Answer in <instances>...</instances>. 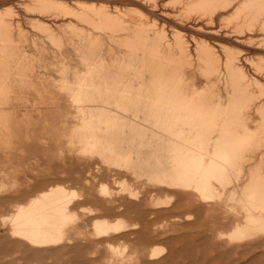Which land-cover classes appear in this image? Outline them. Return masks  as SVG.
I'll return each instance as SVG.
<instances>
[{
  "label": "rangeland",
  "instance_id": "rangeland-1",
  "mask_svg": "<svg viewBox=\"0 0 264 264\" xmlns=\"http://www.w3.org/2000/svg\"><path fill=\"white\" fill-rule=\"evenodd\" d=\"M35 1L0 0V15L2 14L0 16V120L8 119L9 134L11 135L4 137L0 134V174H2L0 175V219L1 216L13 212L20 205L26 204L33 196L45 190L52 181L54 184H63L69 191L76 192V196L72 201L75 218L67 223L66 228L67 230L74 227L78 228L81 235L76 238L78 243H75L74 246L64 243L62 246L67 247L66 250L63 247V249L57 248L46 252L27 251L23 255L21 249L7 240L0 230V247L2 248H0V264H64V262L65 264H73L72 262L75 260L74 264H236L237 262V264H263L264 228H257L256 224L249 223L250 235L241 239H233L230 232L236 224L247 225L249 218H258L256 212L264 211V207H260L264 206V204L261 205V202L258 205L257 202L252 204L255 199L251 195L249 186L250 184L255 188L258 187L256 191L261 187L264 188V65H261L264 64V53H261L264 52V49H262L264 48V29H262L264 27V0H227L228 3L224 0L223 2L227 5L230 3L229 8L224 11H219V5H216L215 2V4H212L201 0H159V5L158 0L155 2H152L154 0H147L144 5L148 9L149 4H156V15H149L150 17H145V11L138 5L119 1L114 3L118 5L117 9L128 11L124 18L114 19L115 25L111 23L112 26L109 25L111 28L107 25L112 21L106 20L104 17L101 18V20H104L101 24L99 23L101 21L100 17H93L95 14L55 16V14L62 13L61 9L57 10L55 7L53 9V7L50 8V6L45 5L47 9L45 12L44 6H41L42 1ZM56 1H66L70 3L69 5L73 9L76 7L71 4L74 3V0ZM164 1L168 4L167 8L162 5H167ZM185 3L187 4L184 5ZM33 5L39 7L37 10H43L45 13L42 14L43 18L37 14H31ZM204 5L208 6L209 12ZM171 6L173 7L171 8ZM212 6L215 9L217 8L218 11L214 10ZM8 8L10 9L9 13H5L6 10H9ZM183 8L186 10L184 11ZM109 9L111 12H114V9L116 10L114 6ZM210 9L214 14L213 16ZM2 10L3 13H1ZM189 10L194 11L190 12ZM133 11L137 14H134ZM163 13H166L168 17L164 16ZM199 13L202 14V17ZM139 14L141 16L143 14V16L140 17ZM169 14L171 16L174 14V16L171 17ZM185 14L186 16H183ZM196 14L199 15V18ZM26 15L28 18L42 19L46 24L37 23L35 20H27L25 19ZM207 16H210L211 19ZM51 17L55 18L52 19ZM95 18H98V21H95ZM155 18L157 21H155ZM207 19H210V21ZM150 22L153 24L151 25ZM173 22L174 25L182 27L183 30L186 29L183 31L185 32L184 35H182L184 45L187 46V50L184 52L172 46L168 48L163 41L156 40L155 33L151 32L154 28L158 31L162 27L167 36L166 40L171 42L172 35L168 28H170L169 25H173ZM207 22H210L208 26ZM198 26H200V29H198ZM201 29L204 31H201ZM211 29L215 32H211ZM191 30L193 31L191 32ZM230 32L235 35L232 33L229 35ZM188 33L190 37H188ZM243 33H245V36ZM204 34L206 37H204ZM195 38L204 43L205 48L208 49L207 51L210 50L209 52H211L213 58H211V61L207 56L205 57V52L195 50L193 40ZM248 43L251 45H248ZM238 44H243V47ZM262 45L263 47H261ZM224 48L226 49L224 50ZM241 48L244 50H241ZM238 50L240 52H237ZM244 56L247 57L244 58ZM230 57H234L233 60L232 58L230 60ZM260 57L261 59H259ZM213 60L215 63H211ZM227 60L228 62H226ZM231 61L238 64L237 72L231 69L232 67L229 64ZM250 61L253 65L249 63ZM259 66L261 67L258 69ZM240 67L242 71L239 69ZM91 68L92 70L96 69L93 70L92 75L95 83L103 85L101 78L108 77L106 78L108 80L106 86L109 90L105 91L106 89L103 90L100 86V93L102 94H97V91H94L92 97H94L95 102L72 101L70 95L71 91L76 89L77 78ZM251 69L256 73L254 74ZM164 76H170L172 82L178 85V96H175L177 102L185 103L190 100H198L197 102L202 104V107L197 110L204 113L207 120L211 116H215L219 121L221 120L220 122L217 121L216 125L210 124L201 127L204 133L203 144L200 148L203 149L204 154L211 155L215 144L223 147L229 145L224 139L225 129L233 131L237 135H246V138L230 143L233 151L231 156H227L228 162H223L224 168L216 171H206L205 175H208L213 191L211 194L200 192L193 183L188 186L177 185L176 188L170 189L164 186L165 189L159 187L162 183L154 181L152 177L163 168L170 165L174 167L175 163L169 162V158L174 159L176 156L167 151L171 148L169 142H184L187 140L184 137L192 130L190 125L185 122L169 126L162 125L153 109H150V105L156 101V92L153 88L156 86L157 80L162 79ZM86 79L88 81V78ZM193 89H199L198 97L193 93L194 91L192 92ZM89 92L87 93L89 94ZM100 103L102 104L101 107L104 108L97 107L100 106ZM109 109L111 110L109 111ZM114 110L115 112H113ZM82 112L84 115L86 113L85 116L100 117L102 121H105L94 122L93 124L94 126L103 127L95 130V133L99 136L98 141L102 145L91 149L92 151H99V148L100 151L105 152L101 156L96 153L80 151L82 149H80L81 146L78 143L83 141L81 136L86 133V131L79 128L82 124ZM124 116L126 117L124 118ZM130 118L132 119L130 120ZM137 123L138 125H135ZM15 126L19 128L18 132L15 131ZM105 127L107 128L105 129ZM117 130L118 132H116ZM72 131H74V134ZM10 132L17 137H13ZM120 132L124 133V138L113 139L110 137V135ZM171 133L182 135L184 133L185 136L183 135L182 138H180L181 136L171 137ZM145 135L147 136L145 137ZM140 136L143 142L140 140ZM217 136L218 139L216 140ZM6 141H11V144L9 143V147L3 150L5 146L3 144ZM38 141L40 142L38 143ZM26 144L30 148H26L28 147ZM37 145L38 148H36ZM50 146L52 150L49 149ZM37 149L40 151L39 153ZM109 149L113 152H109ZM142 149L146 152H143ZM18 154L25 158L18 157ZM47 157H49V161ZM58 157H60V162ZM75 157H77V161ZM43 158L44 160H42ZM65 158L70 160L69 163ZM203 158L205 163L210 161L207 155H203ZM92 159L94 160L90 161ZM100 159H109L110 161L104 163ZM96 160L98 163L95 162ZM23 161L26 165L28 163V167L23 165ZM149 162L150 166H148ZM61 163H63V166H61ZM74 164H76V167H74ZM29 165L32 168H29ZM67 166L70 168L64 169ZM92 166L93 168L97 166L98 170L97 168L93 169ZM58 168L61 170L59 171ZM146 168L148 169L146 170ZM51 173L52 176H50ZM67 174L68 177H66ZM213 174L215 176H211ZM104 185L106 193H103L101 189ZM26 190L29 192H26ZM135 190L136 192H134ZM173 191L175 194L180 193V195L176 197L175 194H172ZM122 195L127 196L126 199ZM179 196L181 199H179ZM260 196L264 198L263 195ZM142 197L144 200L141 199ZM262 197L260 198L262 199ZM260 198L259 200H261ZM125 208L128 209L125 210ZM96 217H105L110 222L119 221L122 227L118 231L111 232L108 237L97 240L90 234L92 232L90 223ZM108 243L111 244L113 249H110ZM82 246L84 247L82 248ZM123 247H125V250ZM158 248L162 249L160 256L154 259L151 258L152 252L150 251ZM219 250L220 252H218ZM16 251L17 253H15ZM18 251L22 253L20 252L19 255ZM48 253L54 254L53 257ZM30 255L31 257H29ZM46 255L47 257H45ZM245 255L247 256L245 257ZM152 260L154 262H150ZM90 261L91 263H89Z\"/></svg>",
  "mask_w": 264,
  "mask_h": 264
},
{
  "label": "bare ground",
  "instance_id": "bare-ground-1",
  "mask_svg": "<svg viewBox=\"0 0 264 264\" xmlns=\"http://www.w3.org/2000/svg\"><path fill=\"white\" fill-rule=\"evenodd\" d=\"M38 0H36L35 2H37ZM40 2H41V6H44V8H45V5H47L48 7L50 6V8L51 7H53V9H54V7H55V9H57V10H59V9H61V11H62V13L61 14H59V15H56L55 14V16H65V15H74V14H95L93 17H100V20H101V18L103 19V17L107 20V19H109V21H112V22H105V23H107L108 25H107V27H110L111 28V23L112 24H114L115 25V20H116V18H119V17H122V18H124V16L127 14V11H126V9L125 10H123V11H121V10H119V9H117V7H118V5L117 4H114L115 2L117 3V2H119V1H125L126 3H134V4H136V5H138L139 7H141L144 11H145V17L146 16H148V17H150L151 15H153V16H155L156 15V12H155V9H156V4L155 3H153V4H149V9L147 8V7H145V3L147 2V0H74L73 2L74 3H71V4H73V5H75L76 7H74V9L72 8V6H70L69 4L70 3H68V2H61V1H56V0H39ZM156 0H154V1H152V2H155ZM195 1V0H194ZM201 1H207V2H210V3H216V5H219L218 6V8H219V11H224V10H226L227 8H229V4L227 5L226 3H224L223 1L224 0H201ZM227 3H228V1L227 0H225ZM158 2H159V5H160V1L158 0ZM165 2V1H164ZM185 2V1H184ZM198 2V1H197ZM157 3V2H156ZM163 3V2H162ZM161 3V4H162ZM166 4H167V2H165ZM174 3H175V1H174ZM173 3V4H174ZM183 3V2H182ZM193 3V2H192ZM214 3V4H215ZM219 3V4H218ZM240 3H241V1H240ZM30 4V3H29ZM34 4H37V3H34ZM187 3H185L184 5H186ZM205 4V3H204ZM147 5V4H146ZM157 5H158V3H157ZM162 5H164V6H166V8H167V6H168V4L167 5H165V4H162ZM172 5V4H171ZM203 5V4H202ZM208 5H209V3H208ZM7 6V5H6ZM29 6V5H28ZM113 7L114 6V8H116V10L114 9V12H111L110 11V9L109 8H111V7ZM131 6V5H130ZM174 6V5H173ZM173 6H171V8L173 7ZM189 6H191V5H189ZM193 6V5H192ZM204 6H206V5H204ZM214 6V5H213ZM212 6V7H213ZM12 7V6H11ZM24 7V6H23ZM33 7V10H31L32 12H31V14H37L39 17H41V18H43V15L45 14L44 12H43V10H37L39 7L36 5V6H32ZM138 7V8H139ZM159 7V6H158ZM163 7V6H162ZM170 7V6H169ZM200 7H201V5H200ZM207 8H208V6H206ZM209 7H211V6H209ZM232 7H234V6H232ZM255 7V6H254ZM7 8V7H6ZM160 8V7H159ZM164 8V7H163ZM188 8V7H187ZM202 8V7H201ZM9 9V8H8ZM49 9V8H48ZM131 9V8H130ZM133 9H135V8H133ZM132 9V10H133ZM170 9V8H169ZM184 9V8H183ZM191 9V8H190ZM204 9V8H203ZM212 9V8H211ZM211 9H210V12H211ZM213 9L214 10H217V8L215 9L214 7H213ZM213 9H212V11H213ZM5 10V9H4ZM23 10V9H22ZM27 10V9H26ZM37 10V11H36ZM46 8H45V12H46ZM50 10V9H49ZM52 10V9H51ZM56 10V13L58 12ZM77 10H79L78 12H77ZM137 10V9H136ZM136 10H134V11H136ZM166 10V9H165ZM186 9H184V11H185ZM205 10H206V8H205ZM209 10V8L207 9V11ZM234 10H236L235 8H234ZM9 11H10V9L7 11H5V13L6 12H8L9 13ZM54 11V10H53ZM133 11V12H134ZM162 11V10H161ZM171 11V10H170ZM181 11H182V9H181ZM190 12L192 11H194V10H189ZM188 11V12H189ZM218 11V10H217ZM12 12H13V10H12ZM25 12V11H24ZM28 12H29V10H28ZM35 12H38V13H35ZM48 12V11H47ZM51 12V11H50ZM55 12V11H54ZM54 12H53V15H54ZM129 12H131V11H129ZM137 12V11H136ZM169 12V11H168ZM176 12H177V10H176ZM195 12H196V10H195ZM209 12V11H208ZM207 12V13H208ZM264 12V11H263ZM1 13H3V10H2V12ZM7 13V14H8ZM52 13V12H51ZM141 13V12H140ZM148 13V14H147ZM162 13V12H161ZM177 13H179V12H177ZM205 13V12H204ZM212 13V12H211ZM213 13H214V11H213ZM212 13V16L215 14H213ZM220 13V12H219ZM27 15H28V13H26ZM43 14V15H42ZM129 14V13H128ZM132 14V13H131ZM134 14H137V13H135L134 12ZM159 14V13H158ZM164 14V13H163ZM182 14V13H181ZM188 14V13H187ZM192 14V13H191ZM201 13H199V15H200ZM263 14V13H262ZM2 15V14H1ZM0 15V16H1ZM5 15V14H4ZM27 15H26V18L25 19H27V20H35L37 23H42V24H46V22L45 21H43L42 19V21L39 19V18H32V17H27ZM92 15H90V16H92ZM140 15V17H142L143 16V14H142V16H141V14H139ZM138 15V16H139ZM150 15V16H149ZM161 15V14H160ZM166 15V13L164 14V16ZM170 15V14H169ZM197 15V14H196ZM199 15H197V17L199 18ZM205 15H207V14H205ZM210 15V14H209ZM10 16V15H9ZM23 16V15H22ZM167 16V15H166ZM171 16V15H170ZM169 16V17H170ZM172 16H174V14H172ZM171 16V17H172ZM179 16H180V14H179ZM183 16H186V14L185 15H183ZM201 17H202V14L200 15ZM211 16V15H210ZM210 16H207V17H209L210 18ZM211 16V17H212ZM220 16V15H219ZM86 17V16H85ZM92 17V18H93ZM157 17V16H156ZM161 17H163V16H161ZM168 17V16H167ZM166 17V18H167ZM176 18H177V15L175 16ZM196 17V16H195ZM52 18V17H51ZM55 18V17H54ZM54 18H52V19H54ZM90 18V17H89ZM98 18H95V21L98 19ZM165 18V19H166ZM182 18H184V17H182ZM188 18V17H187ZM190 18V17H189ZM204 19H205V17H203ZM115 19V20H114ZM151 19V18H150ZM154 19V18H153ZM156 19V18H155ZM211 19V18H210ZM210 19H207L208 21H210ZM218 19H220V18H218ZM47 20V19H46ZM51 20V19H50ZM99 20V21H100ZM114 20V21H113ZM120 20V19H119ZM152 20V19H151ZM164 20V19H163ZM175 20V19H174ZM177 20V19H176ZM180 20H182V19H180ZM184 20H185V18H184ZM199 20V19H198ZM201 20H202V18H201ZM206 20V19H205ZM1 21V20H0ZM19 21V20H18ZM98 21V20H97ZM104 22V20H101L99 23H101V24H103V22ZM121 21V20H120ZM154 21V20H153ZM155 21H157V19L155 20ZM166 21V20H165ZM186 21V20H185ZM192 21V20H191ZM195 21V20H194ZM197 21V20H196ZM212 21V20H211ZM171 22V21H170ZM200 22V21H199ZM203 22H204V20H203ZM96 23V22H95ZM98 23V22H97ZM96 23V24H97ZM117 23V22H116ZM156 23V22H155ZM181 24H183L182 22H180ZM186 23V22H185ZM194 23H196V22H194ZM197 23H198V21H197ZM210 22H207V26H208V24H209ZM54 24V23H53ZM118 24V23H117ZM150 24H151V22H150ZM153 24V23H152ZM151 24V25H152ZM164 24V23H163ZM162 24V25H163ZM166 24V23H165ZM188 24V23H187ZM190 24V23H189ZM109 25H111V26H109ZM149 25V24H148ZM161 25V24H160ZM200 25H201V23H200ZM205 25H206V23H205ZM247 25V24H246ZM257 25V24H256ZM56 26V25H55ZM98 26V25H97ZM119 26V25H118ZM145 26V25H144ZM150 26V25H149ZM156 26V25H155ZM165 26V25H164ZM163 26V27H164ZM170 26V28H168L169 30H170V33H171V35H172V41L171 42H168L166 39H167V36H166V34H165V31H164V29L161 27L158 31H156V29L154 28V30L152 29L151 30V32L152 33H155V39L157 40V39H160V41L162 42H164L167 46H168V48H170V46H172V47H175V48H178L179 50H183V52L185 51V50H187V46L185 47V45H184V37H182V35H184V33L185 32H183V31H185V30H183V28L182 27H179V26H177L176 24L174 25V22H173V25H169ZM168 26V27H169ZM184 26V25H183ZM210 26V25H209ZM254 26V25H253ZM259 26V25H258ZM261 26V25H260ZM259 26V27H260ZM264 26V25H263ZM18 27V26H17ZM93 27V26H92ZM115 27V26H114ZM188 27H190V25H188ZM192 27V26H191ZM195 27H196V25H195ZM202 27V26H201ZM206 27V26H205ZM258 27V28H259ZM262 27V26H261ZM151 28H153V27H151ZM150 28V29H151ZM187 28V27H186ZM167 29V30H168ZM195 29V28H194ZM198 29H200V26H198ZM206 29V28H205ZM238 29H240V28H238ZM262 29H264V27L262 28ZM148 30V29H147ZM208 30V29H207ZM212 30V29H211ZM150 31V30H149ZM193 30H191V32H192ZM198 31V30H197ZM201 31H204V30H202L201 29ZM200 31V32H201ZM206 31V30H205ZM210 31V30H209ZM236 32H237V30H235ZM234 31V32H235ZM260 31V30H259ZM263 31V30H262ZM113 32H114V28H113ZM190 32V33H191ZM211 32H215L214 30H212ZM218 32V31H217ZM220 32V31H219ZM235 32V33H236ZM240 32H242V31H240ZM243 32H245L244 30H243ZM234 34L233 32H230V33H228L229 35L230 34ZM237 33H239V32H237ZM236 33V34H237ZM248 33V32H247ZM252 33V32H251ZM189 34V33H188ZM217 34V33H216ZM226 34V33H225ZM242 34V33H241ZM245 33H243V35H244ZM153 35V34H152ZM186 35V34H185ZM193 35H194V33H193ZM198 35V34H197ZM196 35V36H197ZM201 36H202V34H200ZM218 35V34H217ZM227 35V34H226ZM226 35H224V36H226ZM228 35V36H229ZM235 35V34H234ZM238 35V34H237ZM150 36V35H149ZM192 36V35H191ZM212 36V35H211ZM220 36V35H219ZM245 36V35H244ZM188 37H190V34H189V36ZM200 37V36H199ZM204 37H206L205 36V34H204ZM210 37V36H209ZM212 37H214V36H212ZM212 37H211V39H212ZM216 37V36H215ZM237 37V36H236ZM187 38V37H186ZM197 38V37H196ZM196 38L195 39H193L194 40V42H195V50L196 51H202V52H205V57L207 56V58L208 59H210V61H211V58H212V55H211V52H209V51H207L208 49L207 48H205L206 46L204 45V43L203 42H201L200 40H196ZM200 38H202V37H200ZM220 38V37H219ZM218 38V39H219ZM224 38V37H223ZM242 38V37H241ZM188 39V38H187ZM225 39V38H224ZM228 39V38H227ZM239 39V38H238ZM243 39V38H242ZM246 39V38H245ZM260 39V38H259ZM152 40V39H151ZM186 40V39H185ZM189 40V39H188ZM232 40V39H231ZM244 40V39H243ZM242 40V41H243ZM207 41H208V39H207ZM263 41V40H262ZM153 42V41H152ZM155 42V41H154ZM159 42V41H158ZM205 42V41H204ZM210 42H212V41H210ZM224 42V41H223ZM264 42V41H263ZM237 43V42H236ZM241 43V42H240ZM133 44V43H132ZM141 44V43H140ZM161 44V43H160ZM185 44H186V42H185ZM191 44V43H190ZM194 44V43H193ZM228 44V43H227ZM246 44V43H245ZM250 43H248V45H249ZM126 45V44H125ZM162 45V44H161ZM187 45V44H186ZM240 47L243 45H241V44H238ZM251 45V44H250ZM165 46V45H164ZM208 46V45H207ZM211 46V45H210ZM237 46V45H236ZM235 46V47H236ZM246 46V45H245ZM244 46V47H245ZM257 46V45H256ZM129 47V46H128ZM162 47V46H161ZM171 47V48H172ZM221 47H222V45H221ZM225 47V46H224ZM238 47V46H237ZM243 47V46H242ZM247 47V46H246ZM245 47V48H246ZM259 47V46H258ZM261 47H263V45L261 46ZM148 48V47H147ZM157 48V47H156ZM163 48V47H162ZM165 48H167V47H165ZM208 48H210V47H208ZM229 48H231V47H229ZM247 48H249V47H247ZM139 49V48H138ZM158 49V48H157ZM210 49H213V48H210ZM226 48H224V50H225ZM240 49V48H239ZM243 48H241V50H242ZM251 49V48H250ZM253 49V48H252ZM262 49H264V48H262ZM168 50V49H167ZM222 50V49H221ZM244 50V49H243ZM247 50H249V49H247ZM256 50V49H255ZM138 51V50H137ZM230 51V50H229ZM259 51V50H258ZM257 51V52H258ZM135 52V51H134ZM214 52V51H213ZM212 52V53H213ZM224 52V51H223ZM227 52V51H226ZM235 52V51H234ZM237 52H240L239 50L237 51ZM260 52V51H259ZM132 53V52H131ZM182 53V52H181ZM195 53H197V52H195ZM228 53V52H227ZM231 53H232V51H231ZM253 53V52H252ZM261 53H264V52H261ZM135 54V53H134ZM161 54V53H160ZM226 54V53H225ZM230 54V53H229ZM235 54H236V52H235ZM240 55L242 54V52L241 53H239ZM249 54V53H248ZM256 54V53H255ZM136 55V54H135ZM198 55V54H197ZM201 55V54H200ZM236 55H238V54H236ZM236 55H235V57H236ZM246 55V54H245ZM151 56V55H150ZM217 56V55H216ZM230 56H231V54H230ZM233 56H234V53H233ZM248 56V55H247ZM247 56H244V58H246ZM141 57V56H140ZM202 57V56H201ZM228 57V56H227ZM239 57V56H238ZM238 57H237V59H238ZM243 57V56H242ZM241 57V58H242ZM262 57V56H261ZM261 57L259 58V59H261ZM231 58L232 57H230V60H231ZM234 58V57H233ZM233 58H232V60H233ZM263 58V57H262ZM133 59V58H132ZM158 59V58H157ZM202 59H203V57H202ZM205 59V58H204ZM213 59V58H212ZM225 59V58H224ZM257 59V58H256ZM226 60V59H225ZM248 60V59H247ZM246 60V61H247ZM203 61H205V60H203ZM216 61V60H215ZM219 61V60H218ZM241 61V60H240ZM243 61V60H242ZM244 61H245V59H244ZM225 62V61H224ZM226 62H228V60L226 61ZM225 62V63H226ZM248 62V61H247ZM84 63H85V60H84ZM210 63V62H209ZM211 63H215L214 62V60H213V62H211ZM210 63V64H211ZM237 63V62H236ZM241 63V62H240ZM245 63V62H244ZM250 64H252V62L250 61L249 62ZM224 64V63H223ZM229 64H230V66L232 67H230L231 69H233V70H236V72L238 71V64H235V62H229ZM228 64V65H229ZM246 64V63H245ZM86 65V64H85ZM227 65V66H228ZM249 65V64H248ZM253 65V64H252ZM261 65H264V64H261ZM86 66H88V65H86ZM227 66H225V67H227ZM243 66V65H242ZM251 66V65H250ZM261 66H259L258 67V69L260 68ZM248 68H249V66H248ZM255 68V67H254ZM101 69V68H100ZM226 69V68H225ZM240 70H241V67L239 68ZM243 69V68H242ZM93 70H96L95 68L93 69ZM93 70H92V68L91 69H87L85 72H83L82 74H81V76L80 77H78L77 78V85H76V89L75 90H73V91H71L72 93H71V95H70V98H71V100L72 101H74V102H83L84 100V102H86V101H88V102H95V99H94V97H92V94L94 93V91H97V94H102V93H100V91H101V89H100V86H101V88L103 89V90H105V91H108L109 90V88H108V86H106L107 84H108V80L106 79V78H108V77H106V78H104V77H102V76H100V77H102L101 78V83H103V85H100V84H97V83H95V81H94V79H93ZM227 70V69H226ZM230 70V69H229ZM232 70V71H233ZM239 70V71H240ZM252 70V69H251ZM242 71V70H241ZM253 71V70H252ZM257 71V70H256ZM218 72V71H217ZM227 72V71H226ZM235 72V73H236ZM254 72V74L256 73L255 71H253ZM258 72V71H257ZM81 73V72H80ZM80 73H79V75H80ZM99 73H100V71H99ZM102 73V72H101ZM262 73V72H261ZM239 74H240V72H239ZM238 74V75H239ZM250 74V73H249ZM102 75V74H101ZM226 75V74H225ZM263 75V74H262ZM218 76V75H217ZM224 76V75H223ZM241 76V75H240ZM257 76H258V74H257ZM264 76V75H263ZM179 77V76H178ZM260 77V76H259ZM76 78V77H75ZM86 78H88V81H87V79ZM241 78V77H240ZM245 78H247L246 76H245ZM255 79V78H254ZM111 80V79H110ZM229 80V79H228ZM138 81V80H137ZM136 81V82H137ZM177 81V80H176ZM232 81V80H231ZM250 81H252V80H250ZM254 81V80H253ZM261 81V80H260ZM263 81V80H262ZM247 82H248V80H247ZM150 83V82H149ZM236 83V82H235ZM66 87V86H65ZM177 88H178V85L177 84H174L173 82H172V80H171V77L170 76H164L162 79H159V80H157V84H156V86L153 88L154 89V91L156 92V101H154V103H152L151 105H150V109L152 110L153 109V111H154V113H155V115L156 116H158V119H159V121H160V123L162 124V125H167V126H169V125H175V124H178V123H183V122H185V123H188L189 125H190V128L192 129L186 136L184 135V133H183V135L185 136L184 138H186L187 140H185L184 142H180V143H175V142H169V146H171V148L170 149H168L167 151L168 152H170V153H173L176 157L174 158V159H172V158H169V162H174L175 163V165H174V167H172L171 165L170 166H168V167H166V168H163V169H159L160 171H159V173L158 174H154V176H152L153 177V179H154V181H156V182H158V183H162V185L161 186H159V187H167V189L169 188H176V186L177 185H183V186H188V185H190L191 183H193V184H195L194 186L200 191V192H202V193H205V194H211V193H213V191L211 190V185H210V182H209V180H208V178L209 177H207L208 175H205V173H206V171L207 172H209V171H216V170H219V169H221V168H224V165H222L223 164V162H228V158H227V156H231V153H232V151H233V148H232V146H231V142H234V141H236V140H240V139H244V138H246V135H243V136H241V135H237L235 132H231L230 130H226L225 129V132H224V134H225V136H224V139H225V142H228L229 143V147L228 146H219V145H216L215 144V148H214V151H213V153L210 155V154H208V153H205L204 154V152L202 151L203 149H201L200 147H201V145L203 144V141H202V138H203V131L201 130V127H205V126H209L210 124H212V125H216V123H217V121H219V119H217L215 116H211L208 120L206 119L207 117L204 115V113H200L197 109H199L200 107H202V104H200L199 102H197V101H195V100H190V101H188V102H177L176 101V95L178 94V90H177ZM69 90V89H68ZM90 91V92H89ZM194 91V92H193ZM70 92V91H69ZM87 92H89V94L87 93ZM147 92V91H146ZM192 92L196 95V97H198L199 95V89H193L192 90ZM202 93V92H201ZM10 95V94H9ZM96 95V94H95ZM136 96V95H135ZM178 96V95H177ZM14 97V96H13ZM60 97V96H59ZM106 97V96H105ZM193 97V96H192ZM141 98V97H140ZM194 98V97H193ZM16 99V98H15ZM179 99V98H178ZM108 101V100H107ZM13 102V101H12ZM52 102V101H51ZM50 102V103H51ZM73 102V103H74ZM120 102V101H119ZM102 103V102H101ZM100 103V106H97V107H100V109L101 108H104V107H101V104ZM92 104V103H91ZM91 104H89V105H91ZM105 104H106V102L104 103V106H105ZM111 104V103H110ZM85 105H88V104H85ZM97 105V104H96ZM130 105H132V104H130ZM52 106V105H51ZM70 106V105H69ZM76 106H78V105H76ZM134 106V105H133ZM4 107V106H3ZM53 107V106H52ZM72 107V106H71ZM82 107H83V105H82ZM85 107V106H84ZM92 107H94V106H92ZM91 107V108H92ZM216 107V106H215ZM1 108H2V106H1ZM78 108V107H77ZM109 108V107H108ZM108 108H106V109H108ZM88 109H89V106H88ZM132 109V108H131ZM71 110H72V108H71ZM111 109H109V111H110ZM69 111V110H68ZM88 111V110H87ZM117 111V110H116ZM84 112V111H83ZM83 112H82V114H83ZM95 112V111H94ZM113 112H115V110L113 111ZM134 112V111H133ZM98 113V112H97ZM106 113V112H105ZM118 113V112H117ZM122 113V112H121ZM73 114V113H72ZM107 114V113H106ZM67 115H68V113H67ZM85 115H86V113H85ZM84 114H83V116H82V118H81V116H80V118H81V122H82V124H81V126L79 127V128H81L83 131H86V133H84V134H82V136H81V138L83 139V141H81V142H79L78 143V145L79 146H81V148L80 149H82V150H80L81 152H90V153H96L98 156H101V155H103V153H105V152H103V151H100V149L98 148V150L99 151H92L91 149L93 148V147H97V146H100V145H102V143L101 142H99L98 141V138H99V136L95 133V130H99V129H102L103 127L102 126H94L93 124H94V122H98V123H100V122H105L104 120L102 121V118H100V117H98V118H92V116H90V115H88V116H85ZM124 115H126V114H124ZM150 115V114H149ZM25 116V115H24ZM120 116H122V114H120ZM68 117V116H67ZM66 117V118H67ZM126 116H124V118H125ZM130 117V116H129ZM140 117V116H139ZM132 118H130V120H131ZM70 120V119H69ZM106 120V119H105ZM117 121V120H116ZM127 121V120H126ZM136 121H138V120H136ZM221 121V120H220ZM219 121V122H220ZM133 122V121H132ZM78 123V122H77ZM125 123H127V122H125ZM157 123V122H156ZM8 119H5V120H0V134H1V136H7V135H10L9 134V128H8ZM73 124V123H72ZM115 124V123H114ZM118 124V123H117ZM128 124H129V122H128ZM135 125H138V123L137 124H135ZM219 125V124H218ZM114 126V125H113ZM115 126H116V124H115ZM124 126V125H123ZM140 126V125H139ZM177 126V125H176ZM72 127V126H71ZM76 127V126H75ZM102 127V128H101ZM122 127V126H121ZM142 127H144L143 125H142ZM178 127V126H177ZM7 128H8V130H7ZM15 128V131L16 132H18V127L17 126H15L14 127ZM66 128V127H65ZM107 127H105V129H106ZM124 128V127H123ZM127 128H129V127H127ZM134 128V127H133ZM152 128V127H151ZM6 129V130H5ZM73 129V128H72ZM115 129V128H114ZM147 129V128H146ZM149 129V128H148ZM180 129H182V128H180ZM74 130V129H73ZM125 130V129H124ZM131 130V129H130ZM176 130V129H175ZM184 130H185V128H184ZM63 131H64V129H63ZM121 131V130H120ZM152 131H153V129H152ZM73 132V134H74V131H72ZM101 132V131H100ZM116 132H118V130L116 131ZM145 132V131H144ZM148 132V131H147ZM10 133H12V132H10ZM70 133V132H69ZM103 133H104V131H103ZM111 133H112V131H111ZM13 134V133H12ZM61 134H62V132H61ZM68 134V133H67ZM77 134V133H76ZM100 134V133H99ZM144 134V133H143ZM51 135V134H50ZM70 135V134H69ZM107 135H109V134H107ZM149 135V134H148ZM162 135V134H161ZM183 135L182 134H174V133H171V137L172 136H174V137H178V136H181L180 138H182L183 137ZM11 136V135H10ZM13 137H17L15 134H13L12 135ZM76 136V135H75ZM131 136H132V134H131ZM147 135H145V137H146ZM32 137V136H31ZM52 137H53V135H52ZM74 137V136H73ZM77 137V136H76ZM110 137L111 138H113V139H122V138H124L125 137V135H124V133L123 132H120V133H115V134H112V135H110ZM143 137V136H142ZM55 138H57V137H55ZM128 138V137H127ZM162 138H163V136H162ZM165 138V137H164ZM169 138V137H168ZM179 138V139H180ZM81 139V140H82ZM103 139H104V137H103ZM132 139H133V137H132ZM134 139H135V137H134ZM150 139V138H149ZM156 139V138H155ZM218 139V136L216 137V140ZM71 140H72V137H71ZM137 140V139H136ZM140 140H141V136H140ZM145 140V139H144ZM50 141H51V139H50ZM52 141H54V140H52ZM56 141H57V139H56ZM61 141V140H60ZM142 141V140H141ZM149 141V140H148ZM174 141V140H173ZM40 141H38V143H39ZM130 142V141H129ZM143 142V141H142ZM150 142V141H149ZM178 142V141H177ZM9 143L11 144V141L9 142V141H6L4 144H3V146H4V148H3V150H6L7 149V147H9ZM30 143V142H29ZM38 143H35V144H38ZM48 144H50V143H48ZM127 144V143H126ZM129 144H133V143H129ZM28 147H26V148H30L29 147V145L28 144H26ZM26 145H24V146H26ZM39 145V144H38ZM37 145V147L36 148H38L39 146ZM51 146H52V144H50ZM67 145V144H66ZM121 145V144H120ZM135 145V144H134ZM134 145H132V146H134ZM136 145H138V144H136ZM35 146V145H34ZM51 146H50V148L49 149H51L52 150V148H51ZM71 146H72V144H71ZM32 147V146H31ZM52 147H55V146H52ZM60 147V146H59ZM138 147V146H137ZM145 147V146H144ZM34 148V147H33ZM152 148V147H151ZM169 148V147H168ZM35 149V148H34ZM59 149V148H58ZM57 149V150H58ZM65 149V148H64ZM64 149H61V150H64ZM139 149V151L141 150L140 149V147L138 148ZM41 150H43V149H41ZM46 151H47V148L45 149ZM61 150H59V151H61ZM143 150V149H142ZM213 150V149H212ZM35 151V150H34ZM37 151H38V153L40 152L38 149H37ZM68 151V150H67ZM135 151H137V150H135ZM12 153H13V151H11ZM49 152H51V151H49ZM48 152V153H49ZM109 152H113L111 149H109ZM143 152H146V151H144L143 150ZM151 152V151H150ZM36 153V152H35ZM61 153H63V152H61ZM133 153V152H132ZM11 154V153H10ZM15 154V153H14ZM37 154V153H36ZM64 154V153H63ZM62 154V155H63ZM68 154V153H67ZM142 154V153H141ZM13 155V154H12ZM19 155V154H18ZM32 155V154H31ZM41 155V154H40ZM48 155V154H47ZM53 155V154H52ZM143 155V154H142ZM164 155H166V154H164ZM203 155H207L208 157H209V162H206L205 163V161H204V158H203ZM34 156V155H33ZM37 156H39V155H37ZM45 156H46V154H45ZM66 156V155H65ZM4 157V156H3ZM18 157H21L20 155L18 156ZM61 157V156H60ZM60 157H58V161H59V158ZM68 158L70 157V156H67ZM77 157H79V156H77ZM77 157H75V160L77 161ZM112 157V156H111ZM14 158H15V156H14ZM21 158H25L24 156L23 157H21ZM41 158V157H40ZM48 158L49 157H47V160H48ZM52 158V157H51ZM50 158V159H51ZM71 158H72V156H71ZM16 159H17V157H16ZM46 159V158H45ZM65 159H67V158H65ZM79 159V158H78ZM137 159H138V157H137ZM139 159H141V158H139ZM14 160V159H13ZM23 160V159H22ZM25 160V159H24ZM42 160H44V158L42 159ZM46 160V161H47ZM57 160V159H56ZM56 160H53V161H56ZM63 160V159H62ZM68 160V159H67ZM73 160V159H72ZM75 160H73V161H75ZM94 159H92V160H90V161H93ZM101 160V162H104V163H108L110 160L109 159H100ZM123 160V159H122ZM49 161V160H48ZM61 161V160H60ZM59 161V162H60ZM65 161V160H64ZM69 161L70 160H68V163H69ZM90 161H89V163H90ZM124 161H125V159H124ZM143 161V160H142ZM150 161V160H149ZM11 162V161H10ZM14 162V161H13ZM18 162H20L19 160H18ZM25 161H23V165H26L25 163H24ZM57 162V161H56ZM59 162H57V164H60ZM95 162H97L98 163V161L96 160ZM94 162V163H95ZM29 163H30V161H29ZM35 163H36V161H35ZM35 163H34V165H35ZM46 163H48V162H46ZM79 163V162H78ZM97 163H96V165H97ZM119 163V162H118ZM143 163H144V161H143ZM17 164V163H16ZM20 164H21V162H20ZM19 164V165H20ZM31 164V163H30ZM37 164H38V162H37ZM49 164H51L50 162H49ZM49 164H47V165H49ZM63 163H61V166H63L62 165ZM64 164H66V163H64ZM71 164H72V162H71ZM142 164V163H141ZM163 164V163H162ZM165 164V163H164ZM27 165H28V163H27ZM26 165V166H27ZM33 165V166H34ZM40 165V164H39ZM38 165V166H39ZM45 165V164H44ZM44 165H42V166H44ZM46 165V166H47ZM76 164H74V167H76L75 166ZM90 165V164H89ZM88 165V166H89ZM92 165H93V162H92ZM99 165V164H98ZM51 166V165H50ZM55 167H56V164L54 165ZM60 166V165H59ZM58 166V167H59ZM71 166V165H70ZM78 166V165H77ZM101 166V165H100ZM105 166V165H104ZM138 166V165H137ZM148 166H150V162H149V164H148ZM19 167H22V166H19ZM28 167V166H27ZM36 167V166H35ZM52 167V166H51ZM87 167V166H86ZM154 167V166H153ZM152 167V168H153ZM159 167V166H158ZM10 168V167H9ZM29 168H32L30 165H29ZM29 168H27V169H29ZM37 168H39V167H37ZM40 168H41V165H40ZM45 168V167H44ZM44 168H42V169H44ZM48 168H49V166H48ZM48 168H46V169H48ZM67 168H70L69 166H67L66 168H64V169H67ZM92 168H93V166H92ZM95 168H97V170H98V167L96 166H94V168L93 169H95ZM105 168V167H104ZM104 168H102V169H104ZM11 169V168H10ZM13 169V168H12ZM16 169V168H15ZM22 169V168H21ZM45 169V170H46ZM57 169V168H56ZM59 169V168H58ZM91 169V168H90ZM111 169V168H110ZM148 168H146V170H147ZM6 170V169H5ZM32 170V169H31ZM49 170V169H48ZM61 169H59V171H60ZM63 170V169H62ZM70 170V169H69ZM77 170V169H76ZM75 170V171H76ZM92 170V169H91ZM121 170V169H120ZM119 170V171H120ZM26 171V170H25ZM43 171V170H42ZM54 171H55V169H54ZM74 171V172H75ZM80 171V170H79ZM118 171V172H119ZM29 172V171H28ZM39 172V171H38ZM48 172V171H47ZM47 172H45V173H47ZM64 172H65V170H64ZM5 173V172H4ZM44 173V172H43ZM55 173V172H54ZM70 173V172H69ZM73 173V172H72ZM85 173V172H84ZM99 173H100V171H99ZM98 173V174H99ZM102 173V172H101ZM123 173V172H122ZM222 173V172H221ZM11 174V173H10ZM41 174V173H40ZM80 174V173H79ZM95 174V173H94ZM97 174V175H98ZM152 174V173H151ZM220 174V173H219ZM0 175H2V174H0ZM43 175V174H42ZM46 175V174H45ZM72 175V174H71ZM87 175V174H86ZM30 176H33V175H30ZM50 176H52V173H51V175ZM54 176H57V175H54ZM92 176H93V174H92ZM211 176H215V174H213V175H211ZM218 176V175H217ZM66 177H68V174H67V176ZM96 177V176H95ZM131 177V176H130ZM1 178H2V176H1ZM61 177L59 176V179H60ZM92 178V177H91ZM217 178V177H216ZM56 179V178H55ZM88 179V178H87ZM100 179V178H99ZM11 180V179H10ZM16 180V179H15ZM61 180V179H60ZM66 180H68V179H66ZM71 180V179H70ZM44 181V180H43ZM135 181V180H134ZM142 181V180H141ZM21 182V181H20ZM44 182H46V181H44ZM43 182V183H44ZM1 183V182H0ZM3 183H5V182H3ZM49 183V182H48ZM91 183V182H90ZM95 183H96V181H95ZM102 183V182H101ZM137 183V182H136ZM71 184V183H70ZM103 184V183H102ZM125 184V183H124ZM249 184V183H248ZM247 184V185H248ZM1 185V184H0ZM42 185V184H41ZM81 185V184H80ZM139 185V184H138ZM79 186V185H78ZM150 186V185H149ZM246 186V185H245ZM249 186H250V188H251V190H250V192H251V195L252 196H254V198L253 199H255V200H253L254 201V203L252 202V204H255L256 202H257V205L261 202V205L262 204H264V198L262 197V196H260L258 193H257V191H256V188H258V187H254L253 185L251 186L250 184H249ZM155 187V186H154ZM153 187V188H154ZM164 187V188H165ZM110 188H112V187H110ZM118 188V187H117ZM253 188V189H252ZM81 189V188H80ZM83 189H85V188H83ZM102 192L103 193H106L107 191H106V188H105V185L104 186H102ZM107 189H109V188H107ZM166 189V188H165ZM180 189H181V187H180ZM234 189V188H233ZM246 189V188H245ZM94 190V189H93ZM249 190V189H248ZM172 191V190H171ZM176 191V190H175ZM184 191V190H183ZM26 192H29V191H27L26 190ZM80 192V191H79ZM134 192H136V190L134 191ZM178 192H179V190H178ZM215 193V192H214ZM249 193V192H248ZM82 194V193H81ZM89 194V193H88ZM137 194H139V193H137ZM172 194H175L174 193V191H173V193ZM185 194V193H184ZM29 195V194H28ZM130 195H131V193H130ZM176 195V197H177V195H180V193L179 194H175ZM174 195V196H175ZM256 195V196H255ZM75 196H76V192L75 191H69V190H67L64 186H63V184H61V183H52V181L48 184V186L46 187V189L45 190H42V191H40L39 192V194L38 195H36V196H33L26 204L24 203V205H20L19 207H17L13 212H10V213H8L7 215H3V216H1V219H0V230L4 233L3 235L4 236H6V238H7V240H9L10 242H12L13 244H15L16 246H18L19 247V249H21V251L23 252V255L25 254V253H27V251H35V252H46V251H49V250H53V249H59V248H62L63 249V247L64 246H62L64 243L65 244H68V245H73L74 246V244L75 243H78V242H76V238L79 236V235H81V233H80V231L78 230V228H72V229H69V230H67V228H66V225H67V223L69 222V221H72L74 218H75V212L72 210V205H73V203H72V201H73V199L75 198ZM119 196H120V194H119ZM123 196V195H122ZM139 196V195H138ZM182 196V195H181ZM208 196V195H207ZM210 196V195H209ZM212 196V195H211ZM214 196V195H213ZM264 196V195H263ZM124 198L125 197H127V196H123ZM122 197V198H123ZM139 197H141V196H139ZM169 197V196H168ZM180 197V196H179ZM183 197V196H182ZM187 197V196H186ZM260 197H262V199L260 198ZM207 198V197H206ZM212 198V197H211ZM229 199H230V197H228ZM248 198V197H247ZM259 198L261 199V200H259ZM1 199H2V197H1ZM91 199V198H90ZM112 199H114V198H112ZM126 199V198H125ZM137 199V198H136ZM141 199H143V197L141 198ZM179 199H181V197L179 198ZM183 199V198H182ZM20 200V199H19ZM144 200V199H143ZM263 200V201H262ZM99 201V200H98ZM97 201V202H98ZM138 201V200H137ZM136 201V202H137ZM251 201V200H250ZM155 202H157V201H155ZM242 202V201H241ZM263 202V203H262ZM80 203V202H79ZM125 203H127V202H125ZM129 203V202H128ZM153 203V202H152ZM2 204V203H1ZM148 204V203H147ZM124 205V204H123ZM167 205V204H166ZM171 205V204H170ZM9 206V205H8ZM81 206V205H80ZM128 206H129V204H128ZM138 206V205H137ZM159 206V205H158ZM127 207V206H126ZM191 207V206H190ZM245 207V206H244ZM260 207H264V206H260ZM112 208V207H111ZM248 208V207H247ZM79 209V208H78ZM110 209V208H109ZM126 209H128V208H125V210ZM83 210V209H82ZM103 210V209H102ZM249 210V209H248ZM104 211V210H103ZM245 211H247L246 209H245ZM196 212V211H195ZM194 212V213H195ZM251 213V212H250ZM249 214V213H248ZM247 215V214H246ZM245 215V216H246ZM255 216V215H254ZM163 217V216H162ZM250 217V216H249ZM251 217H253L252 215H251ZM256 217H258L257 219L256 218H249L248 219V224L247 225H239V224H236L235 226H234V228L232 229V231L230 232V236L233 238V239H241L242 237H248L250 234H249V223H252V224H256V227L257 228H259V227H261L262 229L264 228V211L263 212H261V211H258V212H256ZM93 219V218H92ZM175 219V218H174ZM243 221H245V220H243ZM236 222V221H235ZM234 222V223H235ZM240 223V222H239ZM91 224V230H92V232L90 233L91 235H92V237H94L95 239H104V238H106V237H108V235L111 233V232H115V231H118L121 227H122V224L119 222V221H114V222H110V221H108L105 217H96V218H94L93 219V221H92V223H90ZM245 224V223H244ZM230 226V225H229ZM129 229V228H128ZM230 229V230H231ZM90 231V230H89ZM131 231V230H130ZM225 231V230H224ZM223 231V232H224ZM228 231V230H227ZM122 232H124V231H122ZM119 233V232H118ZM117 233V234H118ZM145 233V232H144ZM228 233V232H227ZM129 234V233H128ZM219 234V233H218ZM212 237V236H211ZM261 237H262V235H261ZM5 238V237H4ZM85 238V237H84ZM222 238V237H221ZM79 239V238H78ZM86 239V238H85ZM87 239H88V237H87ZM178 239V238H177ZM180 239V238H179ZM219 239V238H218ZM260 239V238H259ZM262 239V238H261ZM1 240V239H0ZM82 240V239H81ZM84 240V239H83ZM87 241V240H86ZM169 241V240H168ZM211 241H212V239H211ZM219 241V240H218ZM253 241V240H252ZM261 241V240H260ZM2 242H3V240H2ZM1 242V243H2ZM80 243V242H79ZM104 243V242H103ZM117 243V242H116ZM236 243V242H235ZM254 243H255V241H254ZM254 243H253V245H254ZM3 244V243H2ZM9 244V243H8ZM81 244H83V243H81ZM87 244V243H86ZM155 244V243H154ZM224 244V243H223ZM108 245L110 246V249H113V247H111V244L110 243H108ZM160 245V244H159ZM164 245V244H163ZM162 245V246H163ZM95 246V245H94ZM98 246H100V245H98ZM167 246V245H166ZM165 246V247H166ZM225 246H226V244H225ZM238 246H239V244H238ZM84 246H82V248H83ZM257 247V246H256ZM1 248V247H0ZM67 248V247H66ZM66 248L64 247V249L66 250ZM75 248H76V246H75ZM81 248V249H82ZM156 248V247H155ZM258 248H259V246H258ZM2 249V248H1ZM17 249V248H16ZM123 249L125 250V247H123ZM144 249V248H143ZM172 249V248H171ZM175 249V248H174ZM246 250H247V248H245ZM4 250V249H3ZM78 250V249H77ZM136 250V249H135ZM168 250V249H167ZM166 250V251H167ZM227 250V249H226ZM245 250V251H246ZM20 251V252H21ZM150 251V250H149ZM230 251V250H229ZM243 251H244V249H243ZM4 252V251H3ZM19 252V251H18ZM20 252H19V255H20ZM21 252V253H22ZM60 252V251H59ZM73 252V251H72ZM79 252V251H78ZM150 252H152L151 253V258H158V256H160V254H161V252H162V249H160V248H158V249H155V250H152V251H150ZM173 252V251H172ZM218 252H220V250L218 251ZM227 252V251H226ZM237 252H239V251H237ZM8 253H10V252H8ZM7 253V254H8ZM15 253H17V251L15 252ZM82 253V252H81ZM6 254V255H7ZM11 254V253H10ZM9 254V255H10ZM49 254V253H48ZM134 254V253H133ZM148 254H149V252H148ZM171 254V253H170ZM222 254V253H221ZM240 254H241V252H240ZM12 255V254H11ZM16 255H18V254H16ZM18 255V256H19ZM39 255V254H38ZM49 255H51V254H49ZM54 255V254H53ZM53 255H51L52 257H53ZM72 255V254H71ZM165 255V254H164ZM218 255V254H217ZM216 255V256H217ZM224 255V254H223ZM225 255H227V254H225ZM248 255V254H247ZM247 255H245V257L247 256ZM263 255V254H262ZM51 256H49V257H51ZM58 256V255H57ZM216 256H214V257H216ZM237 256H239V255H237ZM3 257V256H2ZM16 257V256H15ZM29 257H31V255L29 256ZM39 257V256H38ZM45 257H47V255L45 256ZM73 257V256H72ZM257 257V256H256ZM14 258V257H13ZM55 258V257H54ZM77 258V257H76ZM79 258H81V257H79ZM83 258V257H82ZM85 258V257H84ZM90 258V257H89ZM149 258V257H148ZM232 258V257H231ZM230 258V259H231ZM24 259V258H23ZM36 259V258H35ZM42 259V258H41ZM78 259V258H77ZM91 259V258H90ZM93 259V258H92ZM95 259V258H94ZM224 259V258H223ZM246 259V258H245ZM256 259V258H255ZM30 260V259H29ZM68 260H70V259H68ZM166 260V259H165ZM221 260V259H220ZM254 260V259H253ZM3 261V260H2ZM15 261V260H14ZM13 261V262H14ZM24 261V260H23ZM43 261V260H42ZM60 261V260H59ZM61 261H63V260H61ZM64 261H66V260H64ZM76 261V260H75ZM75 261L74 262H72L73 264L75 263ZM84 261V260H83ZM230 261H232V260H230ZM238 261V260H237ZM255 261V260H254ZM0 262H1V260H0ZM12 262V261H11ZM30 262H31V260H30ZM55 262H56V260H55ZM54 262V263H55ZM150 262H154L153 260L152 261H150ZM167 262V261H166ZM240 262V261H239ZM256 262H258V261H256ZM15 263V262H14ZM63 263V262H62ZM89 263H91V261L89 262ZM235 263V262H234ZM238 263V262H237ZM236 263V264H237ZM249 263H250V260H249ZM255 263V262H254ZM10 264V263H9ZM30 264V263H29ZM50 264V263H49ZM56 264V263H55ZM58 264V263H57ZM64 264H65V262H64ZM81 264V263H80ZM92 264V263H91ZM156 264V263H155ZM256 264V263H255ZM264 264V263H263Z\"/></svg>",
  "mask_w": 264,
  "mask_h": 264
},
{
  "label": "crops",
  "instance_id": "crops-1",
  "mask_svg": "<svg viewBox=\"0 0 264 264\" xmlns=\"http://www.w3.org/2000/svg\"><path fill=\"white\" fill-rule=\"evenodd\" d=\"M257 191L260 195H264V188L261 187Z\"/></svg>",
  "mask_w": 264,
  "mask_h": 264
}]
</instances>
